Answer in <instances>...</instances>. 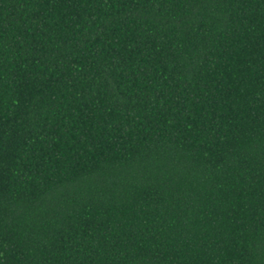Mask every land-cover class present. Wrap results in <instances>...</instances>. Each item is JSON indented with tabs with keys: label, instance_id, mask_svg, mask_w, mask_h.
I'll use <instances>...</instances> for the list:
<instances>
[{
	"label": "trees",
	"instance_id": "1",
	"mask_svg": "<svg viewBox=\"0 0 264 264\" xmlns=\"http://www.w3.org/2000/svg\"><path fill=\"white\" fill-rule=\"evenodd\" d=\"M0 264H264V0H0Z\"/></svg>",
	"mask_w": 264,
	"mask_h": 264
}]
</instances>
